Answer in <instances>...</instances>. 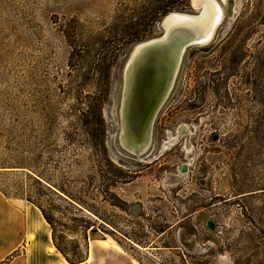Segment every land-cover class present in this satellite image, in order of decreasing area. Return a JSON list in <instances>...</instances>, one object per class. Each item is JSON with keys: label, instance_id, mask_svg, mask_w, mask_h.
<instances>
[{"label": "rangeland", "instance_id": "rangeland-1", "mask_svg": "<svg viewBox=\"0 0 264 264\" xmlns=\"http://www.w3.org/2000/svg\"><path fill=\"white\" fill-rule=\"evenodd\" d=\"M220 1L138 157L121 143L125 65L165 15L201 8L0 0V195L41 197L74 264H264V0Z\"/></svg>", "mask_w": 264, "mask_h": 264}, {"label": "bare ground", "instance_id": "bare-ground-1", "mask_svg": "<svg viewBox=\"0 0 264 264\" xmlns=\"http://www.w3.org/2000/svg\"><path fill=\"white\" fill-rule=\"evenodd\" d=\"M224 1L228 2V0H224ZM193 4L195 5L196 8H201L200 13L194 14L196 16L190 17V18L181 17V16L178 18H172L173 20L169 24H167V32L162 39V41H166L167 44L161 45V47L151 52H148L146 54L148 55L147 56L148 58L157 59L160 56L161 52H164L163 58H165L166 69H170L171 65H173L172 74L170 78L169 76H166L164 78V81L162 83L161 82L159 83L160 86L155 91L152 88H147L148 83L145 82L146 74L144 72L146 67L143 68L139 73H137L136 78H135V75H133V78H135L134 80H129L128 74H127L128 70L126 71L125 73L126 84H125L124 92L126 91V94L129 92V96H128L129 100L127 101V104L130 105V108H128V112H132L133 116L135 115L134 116L135 120L143 116L144 113H147L148 111L147 107H149L148 105L151 103L153 104L157 95L161 93L162 90L168 93V92H171L172 88L174 87V84H175V81H176V78L179 72L178 64H177L178 61L176 62L175 60L176 58L175 49L177 46L175 43L178 42V39H176V37H178V35L181 36L183 34L184 35L185 34L196 35V36L200 35L204 40H209L212 37V35L215 33V31L217 30L222 19L226 17V14L224 12V7L220 0H214V2L213 0H193ZM171 34L173 37L170 36ZM160 36H157V37H160ZM151 39H156V37L149 38L145 41H149ZM144 43H145L144 41L137 43L138 46H137L136 51H139L143 47ZM143 57L140 60L141 63H142V60H145ZM173 61H174V64H173ZM131 89L132 91L134 89L137 90V92H135L134 94V99H133V92H131ZM142 102L146 103L145 104L146 107H144L145 112L141 108ZM127 126H128L127 123L125 124L123 123V127H122L123 130H122V135H121L122 136L121 139H123V141H125L126 144L128 145L131 144L132 146H135L140 151H144L149 146H151L150 141H151L152 135H151L150 130L146 129V131L140 136L141 139L137 137H134L136 139H133L129 131V135H131L132 142L134 143L133 145L130 142V139L127 134L128 133Z\"/></svg>", "mask_w": 264, "mask_h": 264}, {"label": "water", "instance_id": "water-1", "mask_svg": "<svg viewBox=\"0 0 264 264\" xmlns=\"http://www.w3.org/2000/svg\"><path fill=\"white\" fill-rule=\"evenodd\" d=\"M192 5L194 8H196L195 5L193 4V0H192ZM231 11H232V8H231ZM180 16L190 18V17H194L196 15H194L193 13H190V12L172 11L169 14L165 15L161 21V26L163 28L162 36L156 37V39H151L149 41H144L145 43L139 51H136L138 45L137 44L135 45V47L133 48V50H132V52L128 58V61L125 65V69H124V90H125V84H126L125 73L127 70H128L127 74H128L129 80H134L136 78L137 73H139L143 68L146 67L144 72L146 74L145 82L148 83L147 88H152L155 91L160 86L159 83L160 82L162 83L166 76H169V78H170V76L172 74L173 65H171L170 69H166L165 58H163L164 52H161L160 56L157 59L148 58L147 57L148 55H146V54L148 52H151V51L161 47V45L167 44L166 41H162L163 37L165 36V34L167 32V24H169L173 20L172 18H178ZM225 19H226V17L222 19L220 24L222 22H224ZM215 34H216V31L209 40H204L200 35H197V36L196 35H187V34H185V35L183 34L181 36L178 35V37H176V39H178V42L175 43L177 45L176 49H175V54H176L175 60H176V62L178 61V63H177L178 64V71L180 69V66L182 64V61L184 59V55H185L187 49L190 48L191 46H206V45H208L214 39ZM170 36H172V34ZM176 39H175V41H176ZM170 40H172V39H170ZM142 57L145 60H142V63H141L140 60ZM174 61H173V64H174ZM133 75H135V78H133ZM153 90H151V91H153ZM131 92H133V99H134V94H135V92H137V90L134 89L132 91V89H131ZM168 94L170 95V92L167 93L166 91L162 90V92L157 95L153 104L151 103L148 105L149 107H147L148 108L147 113H144L143 116H141V117L138 116L139 118L137 120H135V118H134L135 115L133 116L132 112H128V108H130V105L127 104V101L129 100V97H128L129 92L127 94H126V91L123 92V99H122V106H121L122 127H123V123L124 124L127 123V125H128L127 126V130H128L127 134H128L129 139H130V142L133 145H134V143L132 142L131 135H132L133 139H136L134 137L141 139L140 136L146 131V129L151 131V135H152L151 141H150V145H151L152 139H153L154 124L156 122L157 116L159 115V112L161 111L163 105L165 104L167 98L169 97ZM145 104L146 103L142 102L141 108L144 110V112H145L144 107H146ZM122 130H123V128H122ZM129 131H130L131 135H129ZM121 135H122V131H121ZM124 142L125 141H123V139H121V143L124 146V148L127 149L132 154L138 156V157L143 156L150 149V146H149L146 150L140 151L135 146H132L131 144L128 145V144H126V142L124 144Z\"/></svg>", "mask_w": 264, "mask_h": 264}, {"label": "crops", "instance_id": "crops-1", "mask_svg": "<svg viewBox=\"0 0 264 264\" xmlns=\"http://www.w3.org/2000/svg\"><path fill=\"white\" fill-rule=\"evenodd\" d=\"M15 253L8 264H64L56 248L52 227L35 205L19 206L0 195V263Z\"/></svg>", "mask_w": 264, "mask_h": 264}, {"label": "trees", "instance_id": "trees-1", "mask_svg": "<svg viewBox=\"0 0 264 264\" xmlns=\"http://www.w3.org/2000/svg\"><path fill=\"white\" fill-rule=\"evenodd\" d=\"M77 44V43H76ZM82 47L81 45L79 47H75V50H78L79 53H84L85 52V48H80ZM85 47V45H84ZM5 195L10 198L9 195H7L5 193ZM30 198H28V200H30L31 202L35 203L42 211L45 219L47 220V222L52 226V229H53V240H54V244L55 246L57 247V249L67 258V260L70 262V263H80V262H83L85 260V258L83 256H77V255H74V256H71L70 252L64 247V249L62 248V246L60 245L59 243V236L57 235V228H56V219L54 217V215L52 214V212L48 209L47 206H45V204L42 203L41 201V197H32V196H29ZM68 229H71L72 231H74L73 228H69L67 227ZM90 228V227H89ZM92 231H96L95 227L92 228ZM85 236H87V233H85ZM15 256V253L12 254L11 256H9L5 261H2L0 264H7L9 263V261ZM87 260V259H86Z\"/></svg>", "mask_w": 264, "mask_h": 264}, {"label": "snow or ice", "instance_id": "snow-or-ice-1", "mask_svg": "<svg viewBox=\"0 0 264 264\" xmlns=\"http://www.w3.org/2000/svg\"><path fill=\"white\" fill-rule=\"evenodd\" d=\"M213 2H214V0H213ZM218 18V17H217Z\"/></svg>", "mask_w": 264, "mask_h": 264}]
</instances>
